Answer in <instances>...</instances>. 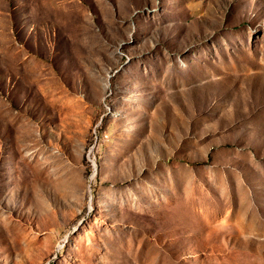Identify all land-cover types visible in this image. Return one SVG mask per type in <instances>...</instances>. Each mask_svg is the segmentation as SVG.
<instances>
[{"label":"rangeland","instance_id":"374dc122","mask_svg":"<svg viewBox=\"0 0 264 264\" xmlns=\"http://www.w3.org/2000/svg\"><path fill=\"white\" fill-rule=\"evenodd\" d=\"M0 264H264V0H0Z\"/></svg>","mask_w":264,"mask_h":264}]
</instances>
